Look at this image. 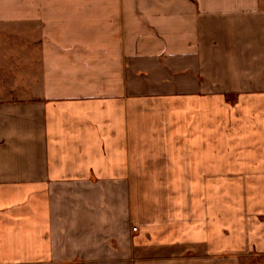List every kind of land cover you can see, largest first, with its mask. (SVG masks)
<instances>
[{"label": "crops", "instance_id": "1", "mask_svg": "<svg viewBox=\"0 0 264 264\" xmlns=\"http://www.w3.org/2000/svg\"><path fill=\"white\" fill-rule=\"evenodd\" d=\"M0 264H264V0H0Z\"/></svg>", "mask_w": 264, "mask_h": 264}, {"label": "rangeland", "instance_id": "2", "mask_svg": "<svg viewBox=\"0 0 264 264\" xmlns=\"http://www.w3.org/2000/svg\"><path fill=\"white\" fill-rule=\"evenodd\" d=\"M146 187H148V190L150 191V187H151V191H157V192H165V191H170L171 189L169 188L170 185H143V184H137L136 185V190L138 193H140L142 195V193L146 192ZM184 187H187V185H184ZM186 189V188H185ZM137 202L139 203V209L137 207V212H139L138 214L140 216H143V200H137ZM137 225V224H136ZM137 231V228H134ZM135 231V230H134Z\"/></svg>", "mask_w": 264, "mask_h": 264}, {"label": "built area", "instance_id": "3", "mask_svg": "<svg viewBox=\"0 0 264 264\" xmlns=\"http://www.w3.org/2000/svg\"><path fill=\"white\" fill-rule=\"evenodd\" d=\"M136 231V229H134Z\"/></svg>", "mask_w": 264, "mask_h": 264}]
</instances>
